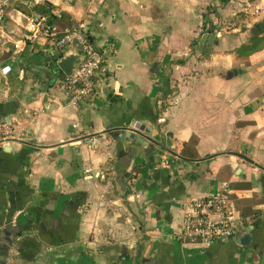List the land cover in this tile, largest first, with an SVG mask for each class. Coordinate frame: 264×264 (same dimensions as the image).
<instances>
[{"label":"crops","instance_id":"obj_1","mask_svg":"<svg viewBox=\"0 0 264 264\" xmlns=\"http://www.w3.org/2000/svg\"><path fill=\"white\" fill-rule=\"evenodd\" d=\"M49 3L57 32L86 21L104 77L69 105L49 40L23 42L28 10L0 22V264H264V0ZM133 121L163 151L125 153ZM222 182L250 244L173 238Z\"/></svg>","mask_w":264,"mask_h":264},{"label":"built area","instance_id":"obj_2","mask_svg":"<svg viewBox=\"0 0 264 264\" xmlns=\"http://www.w3.org/2000/svg\"><path fill=\"white\" fill-rule=\"evenodd\" d=\"M88 1L90 6H94L100 0ZM10 9L28 10L29 28L22 34L23 42L34 43L41 38L49 40V46L55 53V63L67 52L79 54L71 74L63 75L57 84L67 103L77 107L94 98L101 77H104V55L90 39L86 21L79 20L72 28L57 32L51 19L59 17L60 12L50 6L49 0H0V22ZM226 25L227 28L234 27L231 22ZM11 71L10 63L0 65L1 75H8ZM10 134L9 125L0 122V138ZM228 191V183L222 182L219 190L202 198L191 199L184 205L187 210L173 232V238L181 243L193 242L204 246L234 240L238 228L229 206Z\"/></svg>","mask_w":264,"mask_h":264},{"label":"water","instance_id":"obj_3","mask_svg":"<svg viewBox=\"0 0 264 264\" xmlns=\"http://www.w3.org/2000/svg\"><path fill=\"white\" fill-rule=\"evenodd\" d=\"M79 59V54L76 52H67L62 55L57 60V68L59 70L58 74L70 75L73 67L75 66L77 60ZM119 133L115 134L113 138L119 139L122 149L125 153L129 154L131 157L137 158L140 154L139 147L144 146L147 147V154L151 153L158 154L160 151H163L164 147L161 143L152 140L146 134H150V128L138 123L131 122L127 126L116 128ZM151 143V144H149ZM170 145L169 141L166 142ZM151 145V146H150ZM120 177H123V174L120 173ZM9 228V227H8ZM250 227H246L243 231L239 232L236 235V239L238 240V244L241 246H247L251 242V234L249 233ZM19 233V229L15 228L12 233L11 239Z\"/></svg>","mask_w":264,"mask_h":264}]
</instances>
